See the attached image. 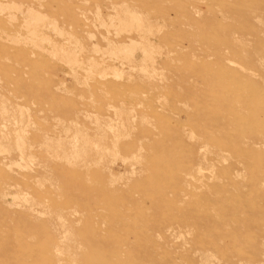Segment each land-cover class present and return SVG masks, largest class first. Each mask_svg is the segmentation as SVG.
Returning a JSON list of instances; mask_svg holds the SVG:
<instances>
[{
	"label": "rangeland",
	"instance_id": "374dc122",
	"mask_svg": "<svg viewBox=\"0 0 264 264\" xmlns=\"http://www.w3.org/2000/svg\"><path fill=\"white\" fill-rule=\"evenodd\" d=\"M0 264H264V0H0Z\"/></svg>",
	"mask_w": 264,
	"mask_h": 264
},
{
	"label": "bare ground",
	"instance_id": "6f19581e",
	"mask_svg": "<svg viewBox=\"0 0 264 264\" xmlns=\"http://www.w3.org/2000/svg\"><path fill=\"white\" fill-rule=\"evenodd\" d=\"M34 13V12H33ZM128 19H129V22H130V26L132 27L133 25H136V27H135V29H136V31L137 32H139V33H142L143 32V19H141V16H137V15H134L133 13H128ZM37 20H39L38 19V17L37 16H34V18H33V20L32 21H34L35 23H36V21ZM28 27V26H27ZM148 33V32H147ZM147 42L144 40V39H142L141 38V41L139 42V43H136V42H133V41H131V42H129L127 45H125L124 47H123V49H125V51H126V49L128 50V49H130V50H133V49H135V51H136V49L138 48H140V53H142V54H140V55H145L146 54V48L148 47L147 46ZM137 49V50H138ZM148 49V48H147ZM134 52V51H133ZM130 55V54H129ZM147 56V55H146ZM142 58H144V56L142 57ZM147 58H149V57H147Z\"/></svg>",
	"mask_w": 264,
	"mask_h": 264
}]
</instances>
